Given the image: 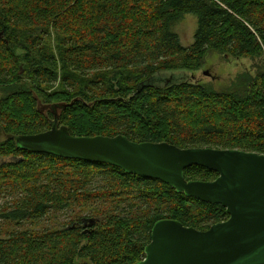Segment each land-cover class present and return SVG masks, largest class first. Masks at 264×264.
I'll use <instances>...</instances> for the list:
<instances>
[{
    "label": "trees",
    "instance_id": "1",
    "mask_svg": "<svg viewBox=\"0 0 264 264\" xmlns=\"http://www.w3.org/2000/svg\"><path fill=\"white\" fill-rule=\"evenodd\" d=\"M187 14L198 30L185 48L173 26ZM0 33V264H136L161 220L207 231L229 218L164 182L15 138L50 130L57 111L76 137L264 155V69L226 91L167 76L198 71L209 52L264 64V0H0Z\"/></svg>",
    "mask_w": 264,
    "mask_h": 264
},
{
    "label": "water",
    "instance_id": "2",
    "mask_svg": "<svg viewBox=\"0 0 264 264\" xmlns=\"http://www.w3.org/2000/svg\"><path fill=\"white\" fill-rule=\"evenodd\" d=\"M3 35L0 33V38ZM15 141L24 151L110 165L226 209L229 218L207 231L185 227L175 220L157 222L145 258L136 264H264V155L138 143L122 135L76 137L59 124L57 111L50 130L19 136ZM193 166L219 176L211 182L188 181L185 171Z\"/></svg>",
    "mask_w": 264,
    "mask_h": 264
},
{
    "label": "rangeland",
    "instance_id": "3",
    "mask_svg": "<svg viewBox=\"0 0 264 264\" xmlns=\"http://www.w3.org/2000/svg\"><path fill=\"white\" fill-rule=\"evenodd\" d=\"M198 30V20L194 15L187 14L178 20L173 26V32L178 34L183 47L188 48L193 45L196 32ZM264 69V64L256 59H237L217 52H209L201 68L198 71L181 73L175 71L168 75L179 73L178 78L196 81L202 85L210 86L216 91L231 90L236 86L237 79L243 74L256 76ZM4 93L0 90V100ZM4 140L3 135L0 136ZM1 203V201H0ZM68 215H62V219Z\"/></svg>",
    "mask_w": 264,
    "mask_h": 264
}]
</instances>
